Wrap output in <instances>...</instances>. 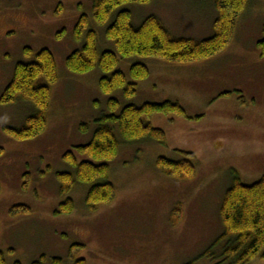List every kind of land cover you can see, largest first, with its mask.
Returning <instances> with one entry per match:
<instances>
[{
	"label": "rangeland",
	"instance_id": "374dc122",
	"mask_svg": "<svg viewBox=\"0 0 264 264\" xmlns=\"http://www.w3.org/2000/svg\"><path fill=\"white\" fill-rule=\"evenodd\" d=\"M127 10L134 26L155 16L173 39L203 41L213 35L214 0H151L114 10L104 25L95 22L91 0H0V97L18 63L48 50L56 63L44 131L18 141L8 129H20L34 108L21 100L0 104V252L5 264H229L216 242L224 228L220 207L237 174L251 186L264 176V0H248L235 23L231 41L212 58L174 64L155 58L121 59L105 37L117 13ZM81 16L87 19L82 39L74 38ZM88 31L96 34L98 52L118 57L116 70L128 82L133 64L149 71L136 83V94H104L98 67L71 73L66 59L79 50ZM29 51V52H28ZM43 83V82H41ZM110 99L128 105L177 103L185 112L154 114L145 120L165 134V144L144 139L125 143L112 126L119 150L109 163L113 200L89 210V186L75 184L67 193L58 174L74 170L64 160L86 159L75 149L87 144L95 120L110 115ZM86 126V132L81 126ZM193 155L195 175L179 180L164 173L159 159ZM67 199L72 213L55 215ZM29 212L13 214L18 207ZM207 252L214 255L207 256ZM57 261V262H54ZM249 264H264L256 257Z\"/></svg>",
	"mask_w": 264,
	"mask_h": 264
},
{
	"label": "trees",
	"instance_id": "16d2710c",
	"mask_svg": "<svg viewBox=\"0 0 264 264\" xmlns=\"http://www.w3.org/2000/svg\"><path fill=\"white\" fill-rule=\"evenodd\" d=\"M151 0H91L92 14L95 22L104 25L110 14L127 4L145 5ZM248 0H214L217 11L213 22V35L203 41L173 39L169 36L155 16L146 18L139 26H134L131 14L127 10L117 13L114 21L106 28L105 37L114 43L121 59L134 56L155 58L174 64L194 63L214 57L223 51L232 39L236 20L244 10ZM87 26V19L81 16L75 26L74 38L82 39ZM263 37L258 43L264 55ZM29 52V51H28ZM118 57L111 51L98 52L96 34L88 31L83 46L66 59L67 69L74 74H86L98 67L104 74L99 80L102 93L110 94L117 89L123 90L126 98L136 94V83L146 80L149 71L143 64H133L128 82L125 75L116 70ZM43 82V83H41ZM57 82V68L53 55L48 50L37 53L35 60L29 63H18L13 75L1 97V105L13 104L19 100L27 102L34 108V113L26 119L20 129H8L9 135L18 141L34 139L45 129L46 112L49 105L51 86ZM110 115H102L95 120L96 128L91 140L75 151L86 159L77 163L74 154L64 155L66 163L74 170L71 173L58 174L60 183L67 187L61 193H67L75 184L89 186L85 204L89 210L98 205L110 203L115 195L114 186L108 181L109 163L119 150L112 126L116 125L122 140L132 143L149 139L158 144H165V134L154 129L145 120L154 114H179L185 116L183 109L174 102L144 104L140 107L125 106L115 114L119 104L115 99L108 102ZM86 126L81 131L86 132ZM183 160L172 162L159 159L158 165L170 177L187 180L195 175L192 163L193 155L182 153ZM232 183L226 190L220 207V218L224 231L216 244H224L221 258L229 264H249L256 257L264 259V176L251 186L243 185L237 174L231 172ZM73 205L67 199L60 205L55 215L72 213ZM27 213L26 207H18L13 214ZM213 258L211 252L206 253ZM57 262V261H54ZM0 264H5L4 255L0 252ZM75 264H86L79 260Z\"/></svg>",
	"mask_w": 264,
	"mask_h": 264
},
{
	"label": "flooded vegetation",
	"instance_id": "af4514ba",
	"mask_svg": "<svg viewBox=\"0 0 264 264\" xmlns=\"http://www.w3.org/2000/svg\"><path fill=\"white\" fill-rule=\"evenodd\" d=\"M2 253V252H1ZM3 254V253H2Z\"/></svg>",
	"mask_w": 264,
	"mask_h": 264
}]
</instances>
